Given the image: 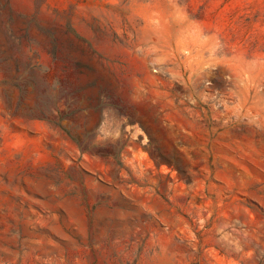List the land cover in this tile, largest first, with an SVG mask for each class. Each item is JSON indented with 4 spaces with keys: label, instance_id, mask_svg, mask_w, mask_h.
<instances>
[{
    "label": "rangeland",
    "instance_id": "1",
    "mask_svg": "<svg viewBox=\"0 0 264 264\" xmlns=\"http://www.w3.org/2000/svg\"><path fill=\"white\" fill-rule=\"evenodd\" d=\"M0 264H264V0H0Z\"/></svg>",
    "mask_w": 264,
    "mask_h": 264
}]
</instances>
